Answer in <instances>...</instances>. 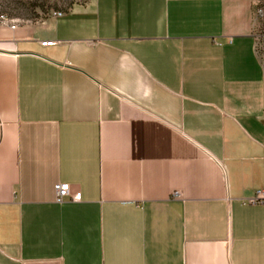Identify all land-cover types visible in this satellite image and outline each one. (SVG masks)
Here are the masks:
<instances>
[{"label":"crops","instance_id":"1","mask_svg":"<svg viewBox=\"0 0 264 264\" xmlns=\"http://www.w3.org/2000/svg\"><path fill=\"white\" fill-rule=\"evenodd\" d=\"M257 7L0 22V264H264V204L243 202L264 192Z\"/></svg>","mask_w":264,"mask_h":264},{"label":"rangeland","instance_id":"2","mask_svg":"<svg viewBox=\"0 0 264 264\" xmlns=\"http://www.w3.org/2000/svg\"><path fill=\"white\" fill-rule=\"evenodd\" d=\"M89 1L91 0H0V21L39 22ZM257 8L262 12V16L258 17L261 21L258 51L264 61V0H258Z\"/></svg>","mask_w":264,"mask_h":264},{"label":"built area","instance_id":"3","mask_svg":"<svg viewBox=\"0 0 264 264\" xmlns=\"http://www.w3.org/2000/svg\"><path fill=\"white\" fill-rule=\"evenodd\" d=\"M58 15H60V14H58ZM257 15H258V17L262 16V12L260 9H258ZM0 22L9 24V27L11 29H14L17 25L16 22L6 20V19H3ZM53 44H54V42L45 41V42H41L40 45L42 47H51ZM54 193H55L54 201L57 204H61L67 200H69L71 202H75V203L80 202V200H81V194L79 192H72L70 186L67 184H56L54 186ZM243 202L245 204H249V205L264 204V192H261V191L257 192L252 198H249Z\"/></svg>","mask_w":264,"mask_h":264}]
</instances>
